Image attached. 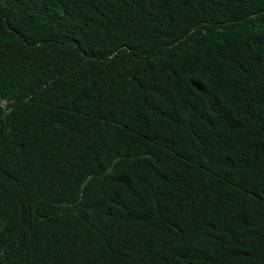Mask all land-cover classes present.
<instances>
[{"label":"trees","instance_id":"16d2710c","mask_svg":"<svg viewBox=\"0 0 264 264\" xmlns=\"http://www.w3.org/2000/svg\"><path fill=\"white\" fill-rule=\"evenodd\" d=\"M0 264H264V0H0Z\"/></svg>","mask_w":264,"mask_h":264}]
</instances>
